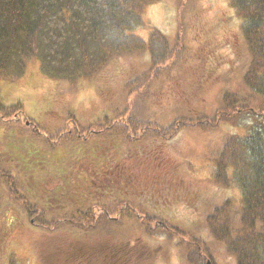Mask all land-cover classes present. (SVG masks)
Returning a JSON list of instances; mask_svg holds the SVG:
<instances>
[{"label":"trees","instance_id":"1","mask_svg":"<svg viewBox=\"0 0 264 264\" xmlns=\"http://www.w3.org/2000/svg\"><path fill=\"white\" fill-rule=\"evenodd\" d=\"M158 1L0 0V81L29 61L58 85L128 76L97 123L0 99V264H264V0H182L173 46L130 33ZM224 125L188 178L168 142Z\"/></svg>","mask_w":264,"mask_h":264},{"label":"rangeland","instance_id":"2","mask_svg":"<svg viewBox=\"0 0 264 264\" xmlns=\"http://www.w3.org/2000/svg\"><path fill=\"white\" fill-rule=\"evenodd\" d=\"M181 1L159 0L147 5L141 16V24L132 28L130 33L146 40L152 31L157 30L170 46L177 45L180 41L176 40L179 28L176 8ZM184 1L188 3V0ZM228 1L199 0V3L202 5L201 8L203 4L205 7L208 5L213 8H216L215 5L220 6L219 11L222 8H229ZM140 54L137 56L136 52H127L121 56L133 62L136 60L138 65L139 62H143L148 66L147 53L144 52L141 56ZM127 77L113 73L85 82L87 84L84 86H79L78 83L74 86L68 83L58 85V82L42 76L37 61H29L23 76L14 81H0V99L4 105L21 104L24 114L30 119L40 118L45 113L52 112L60 116L73 115L82 122L97 123L111 117L116 109L121 108L117 106V99H114V89L117 87L123 89V84L120 83ZM229 126L224 125L214 131H181L178 140L172 139L168 142L174 159L179 161L183 168L187 165L188 178L204 181L210 177L214 168V158L223 145L225 136L234 131ZM213 191L214 188L211 193ZM224 199L231 201L233 208L240 205L239 191L235 188L224 190L216 197V202L212 203L219 205L218 203Z\"/></svg>","mask_w":264,"mask_h":264}]
</instances>
